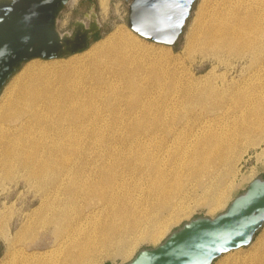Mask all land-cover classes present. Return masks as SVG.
I'll use <instances>...</instances> for the list:
<instances>
[{"label": "bare ground", "instance_id": "bare-ground-1", "mask_svg": "<svg viewBox=\"0 0 264 264\" xmlns=\"http://www.w3.org/2000/svg\"><path fill=\"white\" fill-rule=\"evenodd\" d=\"M227 1L222 14L211 18L213 26L203 32L199 44L233 54L254 70L240 84L230 85L225 103L213 92L204 94L221 106L225 117L189 135L176 150L172 148L179 133L166 127L157 114L158 120L152 119L150 126L156 128L147 129L117 153L109 150L100 164L82 171L85 136L90 125L98 126V97L110 74L126 80L133 113L129 115L135 119L140 96L150 85L161 88L171 77L158 61L125 52V47L135 48L138 43L122 29L80 62L59 67L33 64L8 92L2 109L15 123L0 126V168L16 165L43 193L35 221L30 219L16 236L33 232L37 237L28 247L53 245L43 255L22 248L18 264H98L103 252L129 253L141 238H157L179 217L184 177L199 176L216 161H227L234 142L264 140V0ZM107 2L101 0L104 7ZM87 17L94 20L96 14ZM151 91L149 96L156 95ZM139 126L135 124L133 135ZM159 130L174 135L163 137ZM224 193L217 191L215 205L223 202ZM6 218H0V236L10 242ZM231 264H264V243L249 259Z\"/></svg>", "mask_w": 264, "mask_h": 264}, {"label": "rangeland", "instance_id": "rangeland-1", "mask_svg": "<svg viewBox=\"0 0 264 264\" xmlns=\"http://www.w3.org/2000/svg\"><path fill=\"white\" fill-rule=\"evenodd\" d=\"M203 3L204 0H198L195 3L181 37L172 46L152 42L136 35L128 27V8L124 0H108L105 7L101 0H75L72 4H68L59 17L58 28L61 32H70L77 20L88 22L87 15L91 12L96 14V19L101 24L100 30L93 35L89 47L82 52L51 60L35 58L25 63L7 82L0 94V126L15 123L13 117L7 118V113L3 111L2 106L8 92L15 87L16 82L23 75L28 73L33 64L41 62L59 67L80 62L90 52L103 46L117 29H122L138 43L135 48L125 47V52L158 61L162 69L169 70L171 77L161 84V88L150 85L147 92L140 96L139 107L135 112L138 117L135 119L134 115H129L133 113L129 112L127 103L131 90L127 87L126 80L117 74H110L107 85L102 89V96L98 97L101 112L98 126L90 125L85 136L84 162L86 164L83 163L82 171L85 173L90 165L94 167L100 164L101 159L110 154L109 150L114 149L117 153L121 150L120 148L128 146L134 138L144 136L147 129L156 128L150 126L154 124L152 119L158 120L155 116L157 114L163 116L166 127L179 133L177 144H174L172 149L176 150L175 147L185 145L189 135L198 134L204 125L213 123L214 120L223 121L225 117L223 109H218L221 106L217 107V103L215 104L214 100L205 97L204 94L213 92L219 101H224L230 85L240 84L241 80L254 70L233 54L206 50L199 44L203 32L213 26V19H211L213 15L222 14L220 11L223 7L229 5L227 0H208L200 11ZM261 64H264V57ZM150 91L153 94L157 93L152 97L148 95ZM107 101H110L113 106L108 105ZM238 101L241 102L240 99ZM114 107L113 110L108 109ZM136 123H141L142 126H139L134 132L136 135H133L131 130L135 128ZM173 132L163 134L159 130L157 133L163 137L168 135L170 138L174 135ZM233 148L237 150L234 149L227 154V161L221 159L216 161L215 166L205 169L199 176L183 178L184 191L179 206H182V211L175 221L168 223L157 238L153 239L149 236L141 238L126 254L110 253L112 255L108 256L103 252L98 257V264L130 262L139 250L158 246L185 222L198 216L212 218L224 212L229 204L248 188L252 180L258 177L264 178V140L257 139L249 144L247 139H241L234 142ZM131 150L132 148L126 149L125 152L129 153ZM189 150L196 151L192 147ZM213 183L216 184L215 189L212 188ZM220 189L225 192L224 200L221 204L215 205L214 199ZM42 194L16 165L0 168V218L8 217L4 220L8 222L6 225L3 224V228L5 225L10 240L8 242L0 236V264L20 263L22 248H26L28 254L36 255H43L52 249V244L40 248L28 247L36 240L37 236L33 232V234L29 232L23 235L22 238L16 236L17 231L27 225L28 221H35ZM263 243L264 227L257 233L251 245L226 253L213 264H231L247 260Z\"/></svg>", "mask_w": 264, "mask_h": 264}, {"label": "water", "instance_id": "water-1", "mask_svg": "<svg viewBox=\"0 0 264 264\" xmlns=\"http://www.w3.org/2000/svg\"><path fill=\"white\" fill-rule=\"evenodd\" d=\"M71 0H0V94L28 61L51 60L86 50L101 28L97 19L77 20L70 32L58 28ZM128 27L138 36L172 46L181 37L198 0H124ZM264 227V178L250 182L215 217L198 216L158 246L139 250L126 264H213L252 244Z\"/></svg>", "mask_w": 264, "mask_h": 264}]
</instances>
